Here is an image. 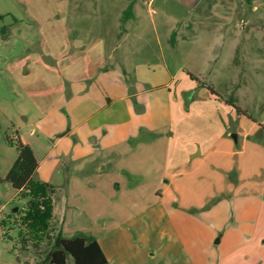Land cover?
Here are the masks:
<instances>
[{
  "label": "rangeland",
  "instance_id": "374dc122",
  "mask_svg": "<svg viewBox=\"0 0 264 264\" xmlns=\"http://www.w3.org/2000/svg\"><path fill=\"white\" fill-rule=\"evenodd\" d=\"M191 2L198 0H0V264L40 261L59 231L93 235L110 264H264V0H201L194 10ZM211 91L220 107L231 100L242 109L225 115L237 147L240 127L256 123L246 164L259 172L262 194L179 209L160 198L156 145L155 164L138 146L81 160L73 156L90 151L74 135L53 146L120 93H143L151 121L165 125L163 106ZM195 126L215 128L212 118ZM140 137L135 143L159 136ZM18 139L38 162L28 188L51 200L47 226L36 232L27 225L29 196L5 180ZM224 229V253L203 246Z\"/></svg>",
  "mask_w": 264,
  "mask_h": 264
},
{
  "label": "crops",
  "instance_id": "0c3cea01",
  "mask_svg": "<svg viewBox=\"0 0 264 264\" xmlns=\"http://www.w3.org/2000/svg\"><path fill=\"white\" fill-rule=\"evenodd\" d=\"M200 2L201 0H198L197 4L191 2L187 6L194 10ZM135 7L136 3H133L132 11ZM132 13L134 16V12ZM173 29L174 27L170 36H173ZM189 38L187 36L183 39ZM172 42H174V36ZM208 94H203L196 99L188 93L182 98L178 95L175 101L163 106L166 110L164 115L168 121L163 125L161 122L156 124L151 121L148 108L141 98L143 93H120L86 116L81 123L69 129L53 143V146L63 144L67 141V136L74 135V144L84 145L86 143L85 147L90 151L73 156L79 158L77 160L89 156V159H94L104 154L108 156L120 151L135 150L138 146L140 150L146 152L145 158L152 157L150 162L155 164L157 161L149 149L156 145V153L159 155L160 151L161 155L163 153V161L157 169V173L163 178V181L159 180L158 184L159 186L162 184L160 198L166 200L170 206H176L179 209H205L213 200L220 201L226 195L230 197L262 194L263 181L260 182L258 179L259 172L246 164L247 160L250 161L255 156L252 153L247 156L245 149L249 136L256 131V123L248 124L245 121L240 127L243 139L242 145L237 147L236 140L230 138L229 130L225 127L226 116L234 119L237 113L227 103L220 107L215 97L213 98V94ZM184 101L187 102L186 105ZM220 109L223 117L218 113ZM242 117L245 116L239 117L238 126L243 123ZM209 118H212L215 124V128L210 131L213 137L209 135V130L197 129L195 126L196 124L206 125ZM166 127L169 131L160 133ZM144 132L150 133L153 137H159L151 138V141L135 143ZM262 154L264 156V152ZM34 175H39L38 169ZM225 230L220 232L213 242L206 241L203 246L211 251L215 245H218V252L224 253L221 250L225 247ZM233 237L230 234L227 241L232 240ZM96 240L98 241L97 238ZM99 245L101 247L100 243ZM102 251L107 263L110 264L108 255L103 249ZM225 254L231 255V253Z\"/></svg>",
  "mask_w": 264,
  "mask_h": 264
},
{
  "label": "trees",
  "instance_id": "16d2710c",
  "mask_svg": "<svg viewBox=\"0 0 264 264\" xmlns=\"http://www.w3.org/2000/svg\"><path fill=\"white\" fill-rule=\"evenodd\" d=\"M246 1L251 3L252 0ZM132 16V4H130L122 15V23ZM171 39L173 40V36H171ZM191 78L193 77L191 76ZM210 93L214 94L213 91ZM225 103L230 104L237 112L240 111L231 100H227ZM15 145L18 154L6 174L5 180L8 181L15 190L19 192L22 191L25 195L29 196L31 200L29 206L31 204L32 206L27 216V225L30 226L31 232H36V226H38V229L46 228L47 226L52 211V206L50 204L51 200L50 198H45V196L36 197L33 190L31 191L28 188L38 163L32 148L28 144L18 139ZM45 187L50 189L52 186L45 184ZM69 257L72 259V264H108L98 241L93 235L77 232L67 237L64 236L61 231L54 237L43 259L34 264H68L67 260Z\"/></svg>",
  "mask_w": 264,
  "mask_h": 264
},
{
  "label": "water",
  "instance_id": "95a60500",
  "mask_svg": "<svg viewBox=\"0 0 264 264\" xmlns=\"http://www.w3.org/2000/svg\"><path fill=\"white\" fill-rule=\"evenodd\" d=\"M232 137L234 138V139H236V135L234 134V135H232Z\"/></svg>",
  "mask_w": 264,
  "mask_h": 264
}]
</instances>
